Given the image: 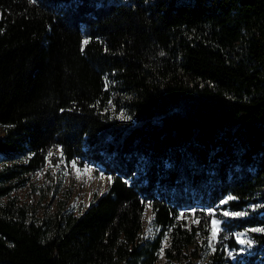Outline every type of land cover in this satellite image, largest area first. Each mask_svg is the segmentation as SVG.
<instances>
[{"label":"trees","instance_id":"16d2710c","mask_svg":"<svg viewBox=\"0 0 264 264\" xmlns=\"http://www.w3.org/2000/svg\"><path fill=\"white\" fill-rule=\"evenodd\" d=\"M0 128V264H158L166 235L164 264H195L213 216L210 264L239 232L264 264V0H0ZM55 148L111 180L39 217L13 193Z\"/></svg>","mask_w":264,"mask_h":264},{"label":"rangeland","instance_id":"374dc122","mask_svg":"<svg viewBox=\"0 0 264 264\" xmlns=\"http://www.w3.org/2000/svg\"><path fill=\"white\" fill-rule=\"evenodd\" d=\"M111 110L116 113L115 106H111ZM120 117L126 118L125 111H121ZM2 129L0 128V135ZM56 161L49 159L47 165L30 176V180L27 185L14 192L19 201L26 205L30 212L34 215L42 217L48 213L55 212L62 203H66V209L69 213L79 214L86 210L93 202L97 200L101 193H105L109 186V180L104 175L101 168H98L92 164H86L88 171H84L85 166L80 167L76 162L67 163L61 157V150L55 148L51 151ZM75 164V166H73ZM101 173L103 177H101ZM257 207V206H254ZM252 207V208H254ZM257 209V208H256ZM228 212V217H237L232 215L231 211H223L222 215ZM248 214L247 210L239 211ZM214 213V212H213ZM219 215V214H218ZM225 216V215H224ZM151 222L149 223V219ZM183 219H185L188 225H193L196 218L189 213H184ZM218 221L216 228V239H211L213 225L212 221ZM259 228V227H255ZM222 231V218L219 216H213L210 224V233L208 235V243L202 249V253L199 257L193 258V254L190 251V258L195 261V264H210L213 254L217 250V246L222 244L220 239V233ZM158 228L153 221V213L151 208H147L144 216V227L141 233V237L153 241L158 235ZM243 233V235H240ZM236 238L246 241V243H239L240 249L234 251L233 249L225 246L226 257H228L232 264H237L238 259L243 255L250 252L253 241L246 232L236 233ZM199 244H203L202 239H199ZM250 242V243H248ZM169 244V236H165L162 242V249L160 250V260L158 264L165 263L164 248ZM194 246L190 248L193 250Z\"/></svg>","mask_w":264,"mask_h":264},{"label":"snow or ice","instance_id":"6c2138e0","mask_svg":"<svg viewBox=\"0 0 264 264\" xmlns=\"http://www.w3.org/2000/svg\"><path fill=\"white\" fill-rule=\"evenodd\" d=\"M33 2H34V0H33ZM83 43L84 44H87L88 43V41L87 40H84L83 41ZM73 166H75V164L73 165ZM89 169H88V167L87 166H85V168H84V171H88ZM101 177H103V174L101 173ZM107 179L110 181L111 180V177L109 176V177H107ZM101 194H103V193H101ZM229 199H234V197H229ZM226 202V201H225ZM150 207V205H146V208H149ZM246 213H242V212H237V213H232V215H234V216H237V217H239V216H243V215H245ZM183 215H184V213H180V217H183ZM224 215L225 216H228L229 215V213L228 212H225L224 213ZM179 218V217H178ZM151 222V218L149 219V223ZM194 222H197L198 223V221H194ZM218 224V221H212V225H213V230H212V236H211V239H216V235H217V233H216V228H215V226ZM251 231H253V232H264V228H253V229H251ZM240 235H243V233H241ZM237 242L238 243H246V241H243V240H240L239 238H237ZM248 243H250V242H248Z\"/></svg>","mask_w":264,"mask_h":264}]
</instances>
